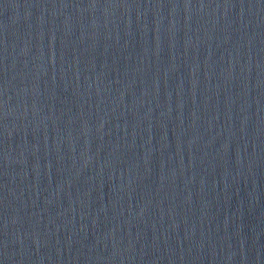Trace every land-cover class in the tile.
<instances>
[{"label": "water", "instance_id": "obj_1", "mask_svg": "<svg viewBox=\"0 0 264 264\" xmlns=\"http://www.w3.org/2000/svg\"><path fill=\"white\" fill-rule=\"evenodd\" d=\"M0 264H264V0H0Z\"/></svg>", "mask_w": 264, "mask_h": 264}]
</instances>
